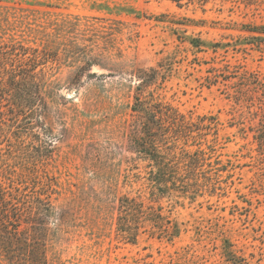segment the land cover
<instances>
[{"label":"rangeland","instance_id":"rangeland-1","mask_svg":"<svg viewBox=\"0 0 264 264\" xmlns=\"http://www.w3.org/2000/svg\"><path fill=\"white\" fill-rule=\"evenodd\" d=\"M261 25L264 0H0V183L50 198L48 264H264V46L245 28ZM151 68L148 92L217 125L188 142L210 158L199 195L158 199L180 237L132 244L116 223L122 196L150 203L130 137L136 75ZM29 70L38 117L9 110Z\"/></svg>","mask_w":264,"mask_h":264},{"label":"trees","instance_id":"trees-1","mask_svg":"<svg viewBox=\"0 0 264 264\" xmlns=\"http://www.w3.org/2000/svg\"><path fill=\"white\" fill-rule=\"evenodd\" d=\"M171 1L206 5L215 0ZM240 1L246 4L254 2ZM245 28L253 34L250 37V40L255 41L252 45L258 48L264 46V25ZM188 43L198 52L207 48V43L200 38H191ZM220 46L217 43L212 47L215 51ZM158 74L159 71L151 68L148 71L141 70L136 75L139 83L132 107L136 121L131 126L130 142L137 159L146 163L151 198L149 204L140 196L124 195L119 199L117 235L132 244L145 232L170 242L179 238L182 232L180 224L171 210L165 211L158 204V199L177 197L194 200L202 189L204 168L211 167L210 158L206 157L200 145L194 151L187 147L190 140L209 135L216 128V118L202 116L195 122L192 115L180 113L148 92ZM28 75L30 93L23 100L16 99L18 103H13L16 108L9 110L18 116V112H25L38 117L41 116L39 110L42 108L39 104L42 101L39 85L33 70H29ZM147 93L149 98L145 96ZM27 189L15 187L13 183L5 187L0 183V257L7 264H48L47 238L54 207L48 196L43 197L44 193L35 195V192H28Z\"/></svg>","mask_w":264,"mask_h":264}]
</instances>
